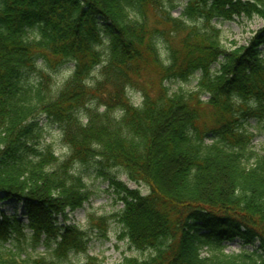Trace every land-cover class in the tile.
Returning <instances> with one entry per match:
<instances>
[{"label": "trees", "instance_id": "1", "mask_svg": "<svg viewBox=\"0 0 264 264\" xmlns=\"http://www.w3.org/2000/svg\"><path fill=\"white\" fill-rule=\"evenodd\" d=\"M176 7L0 0V264H63L87 253V235L66 222L92 195L73 166L91 163L124 204L122 238L154 251L120 264H264V154L246 128L253 120L264 132V27L227 51L216 26L264 22V0H190L178 18ZM67 64L73 73L56 94L47 68ZM196 76L198 91L170 92L168 82ZM130 89L142 94L141 106ZM42 116L62 131L69 157L61 164L50 146L36 147ZM13 200L26 223L3 210ZM237 241L254 250L229 254ZM10 243L15 249L4 251ZM43 245L53 259L26 254Z\"/></svg>", "mask_w": 264, "mask_h": 264}, {"label": "rangeland", "instance_id": "2", "mask_svg": "<svg viewBox=\"0 0 264 264\" xmlns=\"http://www.w3.org/2000/svg\"><path fill=\"white\" fill-rule=\"evenodd\" d=\"M176 9L173 12L175 17H180L184 8L190 0H175ZM216 26L222 31V43L227 51L235 50L238 47H246L254 34L264 27V22L258 18L252 21L237 19L234 22L218 21ZM161 50L163 45L159 46ZM107 50V48L105 47ZM264 57V48H262ZM217 66H215V69ZM74 70V66L67 64L61 66L58 71L47 68V72L52 76V90L58 94L64 84L69 80ZM199 76V75H198ZM198 76L188 82H168L171 93L177 92H196L198 91ZM150 81L154 84V90L158 86V80L155 75L151 74ZM129 97L135 106H141L143 103L142 94L137 90H129ZM210 97L202 96V101L207 103ZM103 111V109L101 110ZM207 113V122L210 125L212 115ZM37 122L41 130V137L36 144L38 148L51 147L55 157L58 159L57 164H61L69 157V151L63 142V134L59 126L52 124L46 117H37ZM87 121L84 120V123ZM246 128L250 133L255 135L252 148L258 154H264V132L261 126L253 120L248 121ZM73 173L81 176L92 195L90 200L84 204L82 209L74 212L68 211L67 225H74L80 228L89 238L87 253L71 254L69 259L63 264H85L89 257H97L104 264H120L126 258H136L139 260H148L154 255V251H138L132 247L129 240L122 238L123 228L118 221V215L122 213L124 204L120 201V195L104 178L100 177L97 171L96 163L89 165L76 164L72 169ZM112 174L119 181L125 183L130 189L140 190L142 195L150 193L147 185H137L129 181L123 170H113ZM8 215H17L26 223L24 219V209L19 202L6 201L3 209ZM61 222H65L61 220ZM4 251L15 249V245L7 244ZM254 248L244 246L239 241L228 245L229 254L240 253L243 251H253ZM26 254L32 258L53 259L52 251L47 250L45 245L38 248L25 247Z\"/></svg>", "mask_w": 264, "mask_h": 264}]
</instances>
